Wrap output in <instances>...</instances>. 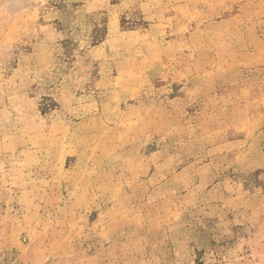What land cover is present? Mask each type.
I'll return each mask as SVG.
<instances>
[{"label": "rangeland", "instance_id": "rangeland-1", "mask_svg": "<svg viewBox=\"0 0 264 264\" xmlns=\"http://www.w3.org/2000/svg\"><path fill=\"white\" fill-rule=\"evenodd\" d=\"M264 264V0H0V253Z\"/></svg>", "mask_w": 264, "mask_h": 264}, {"label": "built area", "instance_id": "built-area-1", "mask_svg": "<svg viewBox=\"0 0 264 264\" xmlns=\"http://www.w3.org/2000/svg\"><path fill=\"white\" fill-rule=\"evenodd\" d=\"M17 254L14 252H1L0 264H16Z\"/></svg>", "mask_w": 264, "mask_h": 264}]
</instances>
